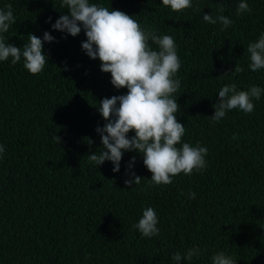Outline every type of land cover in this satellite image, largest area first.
Segmentation results:
<instances>
[{
	"label": "trees",
	"instance_id": "obj_1",
	"mask_svg": "<svg viewBox=\"0 0 264 264\" xmlns=\"http://www.w3.org/2000/svg\"><path fill=\"white\" fill-rule=\"evenodd\" d=\"M89 2L173 37L181 61L174 94L186 129L181 143L207 147L206 167L155 185L136 151L124 152L119 172L111 161L89 162L87 155L102 151L99 101L127 89L115 88L99 59L82 50L83 29L76 37L52 29L68 13L62 0H0V10L11 4L15 18L5 42L23 47L29 33L42 39L45 31L55 37L44 43L49 63L39 74L23 67V57L0 61V264H177L172 255L193 247L200 253L180 264H211L217 252L236 264H264V93L250 114L233 109L217 123L209 118L225 84L264 89V69L250 70L246 50L264 33V0H245L251 11L240 15L241 0H192L181 12L162 0ZM204 14L234 23L210 24ZM237 64L243 71L233 72ZM132 157L142 180L128 187ZM146 207L158 218L153 237L132 227Z\"/></svg>",
	"mask_w": 264,
	"mask_h": 264
},
{
	"label": "clouds",
	"instance_id": "obj_2",
	"mask_svg": "<svg viewBox=\"0 0 264 264\" xmlns=\"http://www.w3.org/2000/svg\"><path fill=\"white\" fill-rule=\"evenodd\" d=\"M162 5L173 12H181L192 7V0H162ZM7 11L0 10V61L11 59L16 64L23 57V67L32 75L39 74L49 63L44 52V43L54 42L53 37L45 31L43 38L29 33L28 42L17 47L5 42L3 33L15 24L12 5ZM62 7L68 10L51 25L53 30L67 33L73 37L83 29L86 40L82 50L93 60L99 59L100 69L111 74V83L117 88H126L127 93L113 95L99 101L98 110L106 121L103 127H97L102 151L87 155L89 162L98 167L105 161L114 165L112 171H120V162L126 151H136L143 156V164L151 172L150 181L155 185H168L172 177L183 173L190 175L206 167L207 147L190 143H181L185 135V125L179 122L176 113L180 109L174 94L181 82L176 77L181 61L177 46L172 36L157 35L154 30H146L133 16L121 10L109 8L89 0H62ZM221 13L223 9L219 10ZM248 3L241 0L237 15L250 12ZM51 17L48 22H51ZM203 20L210 24L220 23L224 28L234 23L228 16L204 14ZM149 41L157 45V50L150 47ZM250 54L251 71L264 69V33L255 42L247 46ZM243 69L237 64L233 72ZM232 72V73H233ZM222 76H228L227 73ZM264 89L252 85L248 90H238L235 83L225 84L218 91L219 100L213 105L214 114L210 122L217 123L233 109L250 114L254 110L253 100H259ZM134 132L129 138L128 133ZM235 138V137H233ZM53 139L61 143L57 135ZM91 144L93 141L88 140ZM180 145V147H177ZM5 148L0 144V159ZM135 157L126 168L129 179L125 185L132 187L140 184L142 177L132 170ZM189 192V198H195ZM158 218L155 210L146 207L138 223L133 224L143 237L159 234ZM200 249L193 247L186 253L176 252L172 260L180 264L183 260L191 261ZM211 264H236V260L226 252H217L211 257Z\"/></svg>",
	"mask_w": 264,
	"mask_h": 264
}]
</instances>
